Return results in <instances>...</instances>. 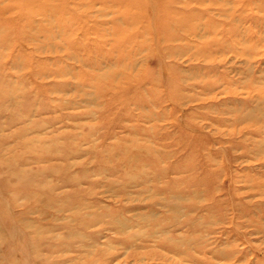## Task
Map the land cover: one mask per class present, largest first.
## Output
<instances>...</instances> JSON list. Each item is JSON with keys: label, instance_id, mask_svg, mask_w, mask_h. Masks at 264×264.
Returning a JSON list of instances; mask_svg holds the SVG:
<instances>
[{"label": "rangeland", "instance_id": "374dc122", "mask_svg": "<svg viewBox=\"0 0 264 264\" xmlns=\"http://www.w3.org/2000/svg\"><path fill=\"white\" fill-rule=\"evenodd\" d=\"M263 188L264 0H0V264H264Z\"/></svg>", "mask_w": 264, "mask_h": 264}, {"label": "bare ground", "instance_id": "6f19581e", "mask_svg": "<svg viewBox=\"0 0 264 264\" xmlns=\"http://www.w3.org/2000/svg\"><path fill=\"white\" fill-rule=\"evenodd\" d=\"M216 187V186H215ZM251 187V186H250ZM254 189H256V188H254ZM264 189V188H263ZM239 205V204H238ZM236 206V204H234V206L233 207H235ZM243 207V206H242ZM192 221V220H191Z\"/></svg>", "mask_w": 264, "mask_h": 264}]
</instances>
